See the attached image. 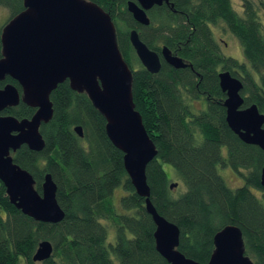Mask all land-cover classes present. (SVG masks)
Listing matches in <instances>:
<instances>
[{
	"label": "trees",
	"instance_id": "16d2710c",
	"mask_svg": "<svg viewBox=\"0 0 264 264\" xmlns=\"http://www.w3.org/2000/svg\"><path fill=\"white\" fill-rule=\"evenodd\" d=\"M86 1L111 17L118 49L132 72L135 110L157 150L146 169L150 201L179 229L178 250L207 264L214 235L235 226L241 230L245 256L264 264V152L229 129L218 78L228 71L239 79L241 108L256 105L264 114V34L252 3L244 0L240 17L230 0H173L177 15L155 8L142 31L127 12L130 0ZM0 7L9 11L1 36L3 27L24 10L23 0H0ZM158 19L163 20L161 33L155 27ZM219 27L238 41L243 62L221 53L213 32ZM131 30L150 50L158 52L163 45L189 66L175 69L162 62L158 73H148L129 42ZM6 85L22 95L12 78L1 81L0 89ZM49 98L52 118L39 130L44 148L33 152L23 145L13 160L32 175L39 193L44 176L51 175L64 218L57 224L34 221L10 203L0 182V264H34L32 257L43 241L52 244L53 252L41 264H168L155 249L154 222L124 170L123 154L105 134L104 117L68 81ZM34 113L20 102L1 115L22 120ZM76 126L82 127V138L74 132ZM219 168L233 170L243 185L229 188ZM170 184L177 187L170 189ZM115 192L122 193L116 202Z\"/></svg>",
	"mask_w": 264,
	"mask_h": 264
},
{
	"label": "water",
	"instance_id": "95a60500",
	"mask_svg": "<svg viewBox=\"0 0 264 264\" xmlns=\"http://www.w3.org/2000/svg\"><path fill=\"white\" fill-rule=\"evenodd\" d=\"M126 4L127 11L140 25L150 24L145 10L168 0H136ZM24 10L2 29L0 42V82L12 78L22 89L20 96L13 85L0 89V182L6 196L22 214L36 222L57 224L64 212L56 201L57 186L46 174L40 193L32 175L20 168L12 154L26 146L33 152L44 148L41 124L53 114L50 94L65 82L73 91L85 93L92 106L104 117L105 134L123 154L124 170L136 192L144 198L145 209L155 225L156 251L168 264H200L186 258L179 250V229L161 217L150 201L146 169L157 150L147 134L132 96V72L118 49L115 27L109 14L86 0H23ZM129 42L140 64L150 73L161 69L158 55L139 38L136 30L129 32ZM162 57L175 68L189 65L174 57L165 47ZM219 87L225 95L223 107L229 129L247 145L264 152V114L256 105L242 109V82L228 71L218 74ZM20 101L34 108L30 119L17 120L2 116L7 107ZM74 132L83 137L81 126ZM264 188V168L260 173ZM170 189L177 184H170ZM214 250L207 264H254L244 254L241 230L226 226L213 237ZM53 252L48 241L39 244L33 263L47 261Z\"/></svg>",
	"mask_w": 264,
	"mask_h": 264
},
{
	"label": "rangeland",
	"instance_id": "374dc122",
	"mask_svg": "<svg viewBox=\"0 0 264 264\" xmlns=\"http://www.w3.org/2000/svg\"><path fill=\"white\" fill-rule=\"evenodd\" d=\"M252 3L253 9L256 11V14L258 16V20L261 23L262 33L264 34V0H248ZM233 10L240 16L244 17V0H230ZM9 19V11L5 8L0 7V26L4 25L6 21ZM215 39L219 44L221 53L224 56L235 58L240 62H243V56L242 51L239 46L238 41L228 33L223 27L214 28L213 30ZM223 40L226 42V46L223 44V42H220L219 40ZM134 68L137 67V64L134 62L133 65ZM194 107L197 109L200 108L199 105L194 104ZM164 169L168 171L169 166L165 165ZM219 175L223 178L226 185L231 188L235 189L243 185V178L237 175L233 170L230 168H219L218 169ZM175 182V181H173ZM257 192H255L256 194ZM121 192H115V195H113L115 202L118 201V199L121 196ZM257 195V194H256ZM24 264V263H23ZM34 264H41V263H34Z\"/></svg>",
	"mask_w": 264,
	"mask_h": 264
},
{
	"label": "flooded vegetation",
	"instance_id": "af4514ba",
	"mask_svg": "<svg viewBox=\"0 0 264 264\" xmlns=\"http://www.w3.org/2000/svg\"><path fill=\"white\" fill-rule=\"evenodd\" d=\"M131 2H134V3H136V4H138V6L140 7V5H139V3L136 1V0H130ZM129 1V2H130ZM177 1H179V0H177ZM155 6V7H154ZM175 6H176V3L173 1V0H168V2H166V1H163L161 4H158V5H153L152 7H150L148 10H145V14H146V16L148 17V19H149V21H150V14L153 12V11H155L156 9L155 8H162V9H167L168 11H170L171 13H174V14H176L177 15V11H175V10H177V9H175L174 10V8H175ZM128 12V11H127ZM129 13V12H128ZM130 14V13H129ZM131 15V14H130ZM134 20V19H133ZM134 22L138 25V26H140V27H142V31H143V29L145 28V27H148L149 25H147V26H144V25H140V24H138L135 20H134ZM163 23V20H161V19H158L157 20V22H156V25H155V27H156V30L157 31H159L160 33H161V24ZM164 29V28H163ZM137 31V30H136ZM138 33V32H137ZM129 34V33H128ZM138 35H139V33H138ZM220 42H223V44L226 46L227 44H226V42H224L223 40H219ZM218 43V42H217ZM163 48H165V46H163V45H160V47H159V51L158 52H155L157 55H158V58H159V60H160V63H161V66H162V62H164V63H166V61L164 60V58L162 57V49ZM170 51V50H169ZM170 54L172 55V56H174V57H177L176 55H174L171 51H170ZM137 58V57H136ZM139 61V60H138ZM140 63V62H139ZM167 64V63H166ZM141 65V64H140ZM168 65V64H167ZM189 65V64H188ZM142 66V65H141ZM143 67V66H142ZM144 68V67H143ZM186 68V67H185ZM145 69V68H144ZM184 69V68H183ZM146 70V69H145ZM147 71V70H146ZM148 72V71H147ZM149 73V72H148ZM21 102V101H20ZM5 110V109H4ZM3 116V115H2ZM12 156H13V154H12Z\"/></svg>",
	"mask_w": 264,
	"mask_h": 264
},
{
	"label": "bare ground",
	"instance_id": "6f19581e",
	"mask_svg": "<svg viewBox=\"0 0 264 264\" xmlns=\"http://www.w3.org/2000/svg\"><path fill=\"white\" fill-rule=\"evenodd\" d=\"M155 7V6H154Z\"/></svg>",
	"mask_w": 264,
	"mask_h": 264
}]
</instances>
